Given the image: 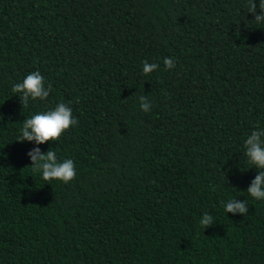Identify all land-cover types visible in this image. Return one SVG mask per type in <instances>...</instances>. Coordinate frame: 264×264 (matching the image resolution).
<instances>
[{
    "label": "trees",
    "instance_id": "16d2710c",
    "mask_svg": "<svg viewBox=\"0 0 264 264\" xmlns=\"http://www.w3.org/2000/svg\"><path fill=\"white\" fill-rule=\"evenodd\" d=\"M34 71L52 90L23 107L12 87ZM61 102L78 125L17 141ZM257 128L264 23L247 0H0V264H264L244 146ZM34 147L73 160L75 179L43 180Z\"/></svg>",
    "mask_w": 264,
    "mask_h": 264
},
{
    "label": "clouds",
    "instance_id": "9594fccd",
    "mask_svg": "<svg viewBox=\"0 0 264 264\" xmlns=\"http://www.w3.org/2000/svg\"><path fill=\"white\" fill-rule=\"evenodd\" d=\"M248 13H252L257 23H264V0H259L260 12L257 14V4L255 0H247ZM166 70L173 69L176 65L171 58H164ZM159 69L156 63H143V73L145 75ZM52 90L51 83L45 87L44 77L39 71L28 74L22 82L15 83L12 87L13 93L20 94L18 97L23 107H27L30 101L37 99L46 100ZM140 108L144 112L151 110V104L146 95L139 96ZM79 121L73 117L72 109L65 103H58L54 109L40 112L26 118L20 129V137L17 141L35 142L41 145L46 142L58 140L61 135L73 125H78ZM245 155L249 163L256 169H260L255 178L247 188V193L256 200H264V129L254 130L245 140ZM27 155L31 160L33 172L42 173L45 181L58 180L65 184L74 180L76 177L75 165L73 160L65 159L62 162L52 148L47 152H42L39 147L31 149ZM224 211L233 215H245L249 207L245 200L230 199L226 203L221 202ZM200 227L206 229L214 225L213 217L204 213L199 220Z\"/></svg>",
    "mask_w": 264,
    "mask_h": 264
}]
</instances>
